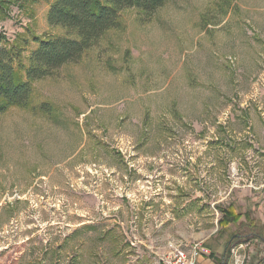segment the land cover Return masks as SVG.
Listing matches in <instances>:
<instances>
[{"label": "rangeland", "instance_id": "1", "mask_svg": "<svg viewBox=\"0 0 264 264\" xmlns=\"http://www.w3.org/2000/svg\"><path fill=\"white\" fill-rule=\"evenodd\" d=\"M52 1L0 7L23 64L67 35ZM219 206L264 225V0L127 11L0 114V264H167L210 239L221 264L232 235L225 264H264L248 229L218 235Z\"/></svg>", "mask_w": 264, "mask_h": 264}, {"label": "trees", "instance_id": "2", "mask_svg": "<svg viewBox=\"0 0 264 264\" xmlns=\"http://www.w3.org/2000/svg\"><path fill=\"white\" fill-rule=\"evenodd\" d=\"M41 1L46 0H0V7L10 4H17L20 8L25 5L31 7ZM168 2L169 0H53L49 5L47 22L51 27L66 30L67 35L33 37L31 42L35 47L30 52L27 64H23L22 60L26 45H20L24 44V40L11 44L0 31V114L10 108L26 107L30 102L34 83L54 76L68 64L78 62L84 53L99 43L105 33L120 26L123 13L136 10L151 17ZM40 109L48 113L43 107ZM218 211L222 215L218 222L219 236H223L230 226H238L249 230L244 234V241L257 239L264 243V225L260 226L252 221L249 212L238 213L232 206H219ZM243 219L246 223L244 226ZM257 227H262L258 234ZM241 237L232 235L229 238L221 264H225L231 256L232 246L242 244ZM202 247L211 250L208 257L218 262L214 239L208 240Z\"/></svg>", "mask_w": 264, "mask_h": 264}, {"label": "built area", "instance_id": "3", "mask_svg": "<svg viewBox=\"0 0 264 264\" xmlns=\"http://www.w3.org/2000/svg\"><path fill=\"white\" fill-rule=\"evenodd\" d=\"M211 252L200 245H195L190 253L178 250L173 253L167 264H198V259L201 256H209Z\"/></svg>", "mask_w": 264, "mask_h": 264}, {"label": "crops", "instance_id": "4", "mask_svg": "<svg viewBox=\"0 0 264 264\" xmlns=\"http://www.w3.org/2000/svg\"><path fill=\"white\" fill-rule=\"evenodd\" d=\"M204 260V262H202L201 260L200 261H198V264H206L207 262H210V260L213 262V263H211V264H219V263H217L216 261H214L213 259H211V258H206V259H203Z\"/></svg>", "mask_w": 264, "mask_h": 264}]
</instances>
